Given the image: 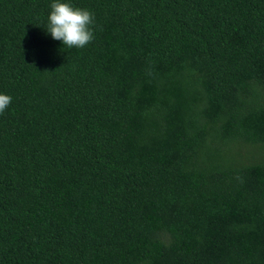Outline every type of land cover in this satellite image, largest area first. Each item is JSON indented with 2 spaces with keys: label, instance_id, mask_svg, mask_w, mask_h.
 I'll return each mask as SVG.
<instances>
[{
  "label": "trees",
  "instance_id": "trees-1",
  "mask_svg": "<svg viewBox=\"0 0 264 264\" xmlns=\"http://www.w3.org/2000/svg\"><path fill=\"white\" fill-rule=\"evenodd\" d=\"M0 0V264H264V0Z\"/></svg>",
  "mask_w": 264,
  "mask_h": 264
},
{
  "label": "clouds",
  "instance_id": "clouds-1",
  "mask_svg": "<svg viewBox=\"0 0 264 264\" xmlns=\"http://www.w3.org/2000/svg\"><path fill=\"white\" fill-rule=\"evenodd\" d=\"M95 16L87 9L55 0L51 4L47 32L53 40L61 41L67 48H84L94 40ZM12 97L0 94V114H4Z\"/></svg>",
  "mask_w": 264,
  "mask_h": 264
}]
</instances>
